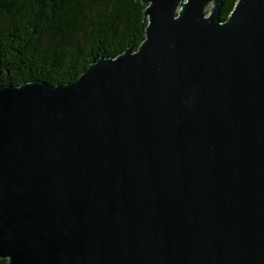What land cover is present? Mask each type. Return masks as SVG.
Returning <instances> with one entry per match:
<instances>
[{
	"label": "water",
	"instance_id": "95a60500",
	"mask_svg": "<svg viewBox=\"0 0 264 264\" xmlns=\"http://www.w3.org/2000/svg\"><path fill=\"white\" fill-rule=\"evenodd\" d=\"M138 1L137 49L0 85L8 264H264V0Z\"/></svg>",
	"mask_w": 264,
	"mask_h": 264
},
{
	"label": "trees",
	"instance_id": "16d2710c",
	"mask_svg": "<svg viewBox=\"0 0 264 264\" xmlns=\"http://www.w3.org/2000/svg\"><path fill=\"white\" fill-rule=\"evenodd\" d=\"M223 2L226 19L236 0ZM144 9L138 0H0V85L65 84L101 56L137 49Z\"/></svg>",
	"mask_w": 264,
	"mask_h": 264
}]
</instances>
